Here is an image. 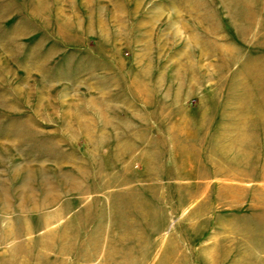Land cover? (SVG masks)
Here are the masks:
<instances>
[{
  "label": "rangeland",
  "instance_id": "rangeland-1",
  "mask_svg": "<svg viewBox=\"0 0 264 264\" xmlns=\"http://www.w3.org/2000/svg\"><path fill=\"white\" fill-rule=\"evenodd\" d=\"M0 264H264V0H0Z\"/></svg>",
  "mask_w": 264,
  "mask_h": 264
}]
</instances>
